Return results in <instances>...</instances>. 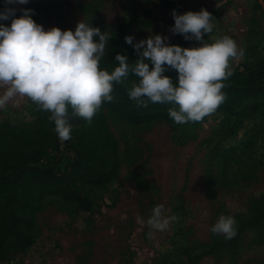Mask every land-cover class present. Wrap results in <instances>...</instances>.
I'll list each match as a JSON object with an SVG mask.
<instances>
[{"label":"rangeland","instance_id":"1","mask_svg":"<svg viewBox=\"0 0 264 264\" xmlns=\"http://www.w3.org/2000/svg\"><path fill=\"white\" fill-rule=\"evenodd\" d=\"M5 7L32 9L45 29L75 30L83 20L103 32L122 29L134 43L161 34L171 44L177 39L171 31L173 10L206 8L214 28L205 41L228 35L243 51L230 67L264 68V0H29L24 5L0 0V10ZM2 23L10 25L11 18ZM201 43L190 40L191 47ZM17 100L0 114L19 115L30 101ZM107 118L121 151L118 177L104 187H88L94 201L90 210L50 197L38 214L32 256L12 254L0 264H264V221L245 231L237 245H221L222 235L210 231L221 215L237 223L251 216L264 195L259 110L249 116L219 112L184 124L135 125L109 111ZM72 155L68 142L60 140L59 150L39 163L64 167ZM156 205L177 217L165 231L147 225Z\"/></svg>","mask_w":264,"mask_h":264},{"label":"clouds","instance_id":"2","mask_svg":"<svg viewBox=\"0 0 264 264\" xmlns=\"http://www.w3.org/2000/svg\"><path fill=\"white\" fill-rule=\"evenodd\" d=\"M29 0H5V5H24ZM21 11V15H16ZM29 8L5 7L0 10V109L18 97H26L39 109L50 113L59 140L71 137V117L91 123L105 101H112L114 83L130 73L139 80L128 91L139 106L149 102L167 103L169 116L178 124L199 122L212 114L225 100L224 81L233 75L230 61L243 56V51L230 36L224 35L208 43L205 33L214 28L212 13L206 8L178 13L173 10L171 31L185 39L202 41L199 46L183 47L166 43V37L153 34L134 43L139 59L129 63L126 54L117 53L118 66L112 71L100 67L110 35L83 20L75 30L54 26L49 29L37 23ZM11 18V23L2 21ZM177 71L176 80L166 74ZM71 110V111H70ZM177 220L165 215L163 205L151 211L147 225L165 231ZM236 220L221 215L210 231L232 239L237 235Z\"/></svg>","mask_w":264,"mask_h":264},{"label":"trees","instance_id":"3","mask_svg":"<svg viewBox=\"0 0 264 264\" xmlns=\"http://www.w3.org/2000/svg\"><path fill=\"white\" fill-rule=\"evenodd\" d=\"M110 40L100 67L112 71L118 62L116 54H126L134 64L139 56L133 45L126 43L122 29L106 31ZM175 44L191 47L190 40L177 34ZM233 75L224 81L225 100L212 114L249 116L259 110L264 116V68L247 66L233 68ZM167 75L176 80L177 71ZM139 78L130 73L120 83H114L112 101H105L91 123L81 117H71V137L66 140L72 157L61 167L55 162L39 163L49 151L59 150L60 140L54 131L50 113L37 106V121L33 127L5 121L0 124V258L25 251L34 244V228L47 197H60L77 208L90 210L94 204L88 187H104L114 181L121 170L118 138L111 128L107 111L129 123L139 125L155 120L172 122L170 102L139 106L128 95ZM249 100L248 102H245ZM71 111V110H70ZM264 221V195L256 211L237 224V235L220 238L221 245H237L241 235Z\"/></svg>","mask_w":264,"mask_h":264},{"label":"crops","instance_id":"4","mask_svg":"<svg viewBox=\"0 0 264 264\" xmlns=\"http://www.w3.org/2000/svg\"><path fill=\"white\" fill-rule=\"evenodd\" d=\"M20 109H21V111H17L19 115H17L16 111H8L7 113H4V112L1 113L0 114V124L5 122V121H11V122L21 123L28 128L33 127L37 121V105L34 104L33 102L29 101L28 104H24V106H22ZM18 116H22V118L17 119ZM27 118H30L31 122H28ZM50 197H53V196H50ZM50 197L46 198L45 203ZM39 215H40V213H39ZM38 218H39V216H38ZM32 250H33V245L28 247L25 251L21 252L20 255L30 256L32 253ZM10 264H15V263L11 262Z\"/></svg>","mask_w":264,"mask_h":264}]
</instances>
